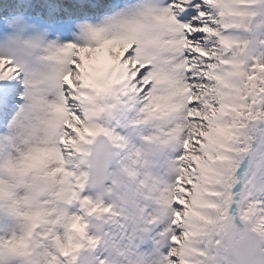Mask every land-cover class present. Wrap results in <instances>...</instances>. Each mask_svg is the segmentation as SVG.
Returning <instances> with one entry per match:
<instances>
[{"label":"snow or ice","instance_id":"1","mask_svg":"<svg viewBox=\"0 0 264 264\" xmlns=\"http://www.w3.org/2000/svg\"><path fill=\"white\" fill-rule=\"evenodd\" d=\"M257 4L264 0H120L104 24H94L64 0H20L0 15V117L14 115L23 99L22 64L47 53L26 127L10 145L15 154L0 163V209L19 221V230L0 234V264H76L99 244L85 216L65 221L69 214L44 197L79 200L88 216L113 213L112 205L81 198L88 174L70 165L108 134L94 121L109 97L121 94L134 97L148 119L168 122L167 136L182 144L178 175L160 197L175 226L166 255L169 264H203L197 243L216 222L212 210L221 208L211 199L220 193L204 180L208 154L236 143L247 122L264 120V36L252 26L261 15L252 10ZM231 29L250 35L227 34ZM105 43L111 59L100 66L88 50ZM217 125L224 134L213 132Z\"/></svg>","mask_w":264,"mask_h":264},{"label":"rangeland","instance_id":"2","mask_svg":"<svg viewBox=\"0 0 264 264\" xmlns=\"http://www.w3.org/2000/svg\"><path fill=\"white\" fill-rule=\"evenodd\" d=\"M11 1L13 2V0ZM11 1L7 2L10 4ZM119 2L120 0H104L103 5L106 9H104L105 12L101 13L100 10H93L95 7L86 8V11L76 10L87 14V19L92 23L104 24L108 15ZM15 8L16 4L11 7L8 5L6 11H0V15H7ZM96 9H102V7ZM252 10L261 11V15L252 21L254 33L256 35L263 33L264 36V25L260 23L264 19V4H258V7L252 8ZM242 33V36L249 35L246 32ZM111 47V44L105 43L97 49L88 51H91L94 57L103 53L110 55ZM46 54L42 50L37 51L35 56L31 58V62L22 64L21 73L24 79L20 84V89L23 99L15 105L14 115L7 120L0 117V163H3L8 155L15 154L10 150V145L26 127L25 121L28 119L35 99L33 93L37 91L33 85L37 79L41 78L37 69L42 68L47 63L43 59ZM251 63L252 61H250ZM53 96V94H49V98H54ZM224 107L226 105L222 104L220 110L222 111ZM136 110H140L139 104H137ZM112 111L114 110L110 109L108 104L105 111L106 117L98 116L94 121L105 128L109 135L111 134V124L117 121L114 119ZM118 112L123 114V111ZM142 116L148 120L145 113ZM121 117L120 121H122ZM131 122V124L138 123L137 121ZM247 124L246 128L241 129L239 140L236 143L227 146L221 145L214 150V154H208L212 166L207 168L204 180L206 184H214L212 191L220 193L219 196L211 197V199L220 204L221 208L212 210L211 215L216 222L209 229V233L197 243V247L206 253L205 256L198 258L203 264H238L235 256L236 220L261 238V248L264 250V206L259 200L253 201L247 198L254 195L252 186L255 176H264V120H253ZM170 130L168 122L149 119V130L145 129L138 134L140 139L137 142L149 141V162L142 164L143 177L137 176L138 178H136L135 173H130L133 180L125 185L123 180H116V183L121 187V193L118 195L120 208L112 213L114 214L113 217L116 215L117 220L110 225H107V222L102 218H89L84 208L83 214H80L78 209L74 207H68L66 210L63 200L67 197L55 199L47 194L44 197L52 201L50 207L61 209L69 214V218L70 214L85 215L89 225L88 234L100 238L99 243L107 251L108 259L110 256L114 257L115 264H169L166 254L174 247L171 235L175 231V226L171 212L164 211L160 197L165 196L164 192L173 186V180L178 175L174 168V164L178 165L177 159H170L169 155L172 152L182 151V144L179 139H172L167 136V132ZM213 132L224 134L225 130L221 125H217ZM212 134L206 133L205 135L211 139ZM149 137H157V139L150 140ZM138 149L139 146H135V151ZM91 153L92 147H90L86 157L74 158L71 163V166H74L73 171H76L77 166L79 168L83 166L79 173L88 174V179L80 194L81 198L90 197L89 194H92V192L86 193V190L89 192L105 190V192L111 193L110 184L113 183V180L110 177L109 183L102 187L93 188L91 186L89 180ZM101 153H103V149L99 150L100 155H98L97 160L101 157ZM110 155H112V146L110 147ZM123 162L119 166L122 169L132 165L126 160ZM86 187L89 188L85 189ZM73 205L82 207L79 200L74 201ZM108 205L112 204L107 203L105 206ZM13 225H15L16 230H19V221H14L6 210L0 209V234H11ZM59 232L62 235L63 229L60 228ZM94 249L95 247L87 248L81 252L76 264H88L87 261L90 256L87 250L92 252Z\"/></svg>","mask_w":264,"mask_h":264},{"label":"bare ground","instance_id":"3","mask_svg":"<svg viewBox=\"0 0 264 264\" xmlns=\"http://www.w3.org/2000/svg\"><path fill=\"white\" fill-rule=\"evenodd\" d=\"M7 1H11V0H0V11H6L8 5L9 7H11L15 4L17 6L18 3H20V0H13V2L11 1L10 4ZM35 2H40V0H35ZM64 2L67 3L70 8L74 7L75 9L82 11L83 10L86 11V8L91 9L92 7H95L93 10H100L101 13V12H105L104 9H106V7L103 5L104 0H64ZM100 7H102V9H96ZM242 32H244L242 29H231L228 30L227 34L234 36H242L243 34ZM261 36H263V33L261 34ZM97 57L101 59L100 66H106L111 59L110 55H108L107 53H103L101 55H98ZM53 97L55 98V96ZM105 103L106 105L109 104L110 109L114 110L112 112L114 115V119H116L117 121H114V124H111L110 135L100 134L96 138H98L99 136H106L112 146L111 172L109 173L110 179L113 180V183L110 184L111 193H107L105 192V190H100V191L93 190L90 192L86 190L85 192L86 193L92 192V194H89L90 197L93 200H100L104 205H106L107 203L108 204L111 203L113 206V212H116L120 208V201H119L120 198L118 195L121 193V187L116 183V180H123V184L125 185L133 180V177L130 176V173H135L136 178L143 177L144 172H143L142 164L145 162L146 163L149 162L148 161L149 141H143L142 143L137 142L140 139L138 137V134L144 131L145 129L149 130V119L146 120L145 118H143L142 114L144 113H142L140 110H136L137 104L139 103L135 100L134 97L130 95L124 96L123 94H121L119 97L111 96ZM118 111H123V114L119 113ZM106 115L107 113L103 112L100 116L104 118L106 117ZM121 115L123 116L121 117ZM120 117L122 118V121H120ZM131 121H137L138 123L131 124L132 123ZM92 144L93 143L88 145V152ZM135 146H139V149L137 151H135ZM181 154L182 151H178L176 153L172 152L169 155V158L174 160L177 159L178 156ZM123 160L130 162L132 165L129 168L126 167V169L120 168L119 166L122 163H124ZM70 167L71 170H74L73 169L74 166L70 165ZM174 168L175 171H177V169L179 168V164L178 165L174 164ZM81 169H83V166H81V168L77 166L76 172L79 173ZM175 179L173 180V184L175 182ZM253 182L254 183L252 186V190L254 191V195L249 196L247 198L248 200H253V201L259 200L261 205L264 206V176H260V177L255 176ZM87 188L89 187H86L85 189ZM67 199L69 198L63 200L64 205L67 202ZM69 206L77 208L79 213L83 214L82 213L83 207L73 205V203L68 204V207ZM64 208L67 210L66 207ZM112 215L114 214H105V216L100 218L104 219L107 222V225H110L113 221L117 220L116 215L115 217H113ZM95 217L96 216H89V218L91 219H95ZM67 219H69V215L65 216V220ZM90 228H92L91 225ZM84 251L85 250H83L82 252ZM87 253L90 256V258H88L87 261L88 264H115V258L110 256V258L108 259L107 251H105L104 246L100 245V243L95 247V249L92 252H89V250H87Z\"/></svg>","mask_w":264,"mask_h":264},{"label":"water","instance_id":"4","mask_svg":"<svg viewBox=\"0 0 264 264\" xmlns=\"http://www.w3.org/2000/svg\"><path fill=\"white\" fill-rule=\"evenodd\" d=\"M109 148L104 151V158L99 164L98 171L92 172L91 182L95 186H103L108 182ZM243 237L236 240V257L239 264H264V251L261 248V240L250 230L242 227ZM258 250L256 255L253 251Z\"/></svg>","mask_w":264,"mask_h":264}]
</instances>
